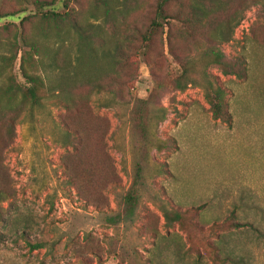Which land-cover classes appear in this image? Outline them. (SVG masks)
Returning a JSON list of instances; mask_svg holds the SVG:
<instances>
[{"label": "rangeland", "instance_id": "1", "mask_svg": "<svg viewBox=\"0 0 264 264\" xmlns=\"http://www.w3.org/2000/svg\"><path fill=\"white\" fill-rule=\"evenodd\" d=\"M155 1L132 2L138 8L128 19L141 24ZM251 2L231 39L217 44L228 60L242 61L245 77L223 75L217 66L204 70L225 92L229 122L212 116L200 85L184 91L171 86L180 65L159 46L147 59L134 57L133 76L120 91L118 106H103L107 93H79L86 108L71 117L93 125L87 142L62 144L60 136L72 120L52 98L12 121L0 117V264H213L203 248L207 241L217 242L235 264H264V8ZM65 3L85 21L102 23L90 14L92 0ZM54 8L65 11L60 2ZM33 11L2 18L0 27L17 25ZM74 45L70 37L58 50L59 62ZM197 54L192 49L187 55ZM18 69L19 58L11 72L20 78ZM195 69H202L199 60ZM157 80L163 88L155 106L163 107L166 117L151 131L166 146L140 153L142 185L128 218L125 197L135 160L129 108L135 99H147ZM80 158L91 163V183L75 179ZM101 178H106L102 185ZM238 206L237 221L259 232L248 226L208 232ZM166 211L181 212L182 224L168 221ZM35 243L44 246L31 249Z\"/></svg>", "mask_w": 264, "mask_h": 264}, {"label": "trees", "instance_id": "2", "mask_svg": "<svg viewBox=\"0 0 264 264\" xmlns=\"http://www.w3.org/2000/svg\"><path fill=\"white\" fill-rule=\"evenodd\" d=\"M92 18H101L109 26L84 20V14L69 9L65 0H0V19L13 17L33 8V12L21 18L17 25L0 27V75L5 73L0 83V117L3 122L12 121L14 115L25 110L43 107L44 101L54 99L60 102L70 115L69 129L60 136L63 145L75 141L87 142L94 131L91 124L83 123L71 116L86 108L79 93H107L103 106L119 105L120 91L133 76L134 57L142 60L156 47L163 48L180 65L179 74L171 80V86L184 91L188 86L200 85L210 106L212 116L229 122V114L224 110V90L215 85L205 69L217 66L223 75L244 78L246 69L240 60H228L217 49V44L228 42L238 25L247 2L260 3L264 0H156L144 15L141 24L128 19L130 12L138 6L131 5L137 0H92ZM62 3L64 12L54 8ZM28 29V30H27ZM73 37L74 49L67 50L61 62L57 55L59 49ZM178 40L181 42L178 45ZM197 50L196 57H189L190 50ZM19 58V75L11 72L13 62ZM197 58V59H196ZM196 60L202 65L197 71ZM7 69V72H6ZM200 75V80L195 76ZM163 85L158 80L147 99H135L129 108L128 128L131 151L134 156L132 185L125 197V216L131 218L137 202L136 193L142 185L145 165L139 155L144 156L154 148L164 149L165 142L159 141L151 126L165 120L166 111L155 106V98ZM84 138V140H83ZM79 168L75 167L76 180L91 183L93 174L91 163L80 158ZM106 178H101V185ZM233 207L224 220L213 223L208 232L216 235L219 230L250 227V223L237 221ZM186 211L192 212V209ZM181 212H165L168 221L182 224ZM221 242V240H219ZM43 243L30 245L39 249ZM204 250L213 264H235L225 249L216 243L206 242Z\"/></svg>", "mask_w": 264, "mask_h": 264}]
</instances>
